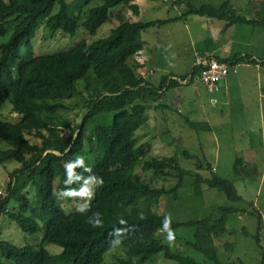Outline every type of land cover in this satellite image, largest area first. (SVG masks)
<instances>
[{
  "label": "trees",
  "instance_id": "1",
  "mask_svg": "<svg viewBox=\"0 0 264 264\" xmlns=\"http://www.w3.org/2000/svg\"><path fill=\"white\" fill-rule=\"evenodd\" d=\"M93 1L84 0L85 9H78L67 0H0V37L7 34L9 25L15 24L9 40L0 43V163L19 164L10 173L8 195L0 196V228L3 214L32 235L43 229L41 221L45 225V242L62 248L52 254L46 243L20 246L2 239L0 231V252L5 260H0V264H105L107 253L114 249H121L124 255H117L108 264H151L159 254L178 264H225L218 257L215 238L226 232L229 215L240 213L241 209L220 206L218 218L175 220L160 214L155 209L161 197L173 194L178 199L183 179L192 172L181 166L177 155L154 156L150 141L141 142L136 137L142 121L153 109L168 107L156 105L165 89L182 83L179 77H172L169 82L168 76H163L159 86H155L139 72L140 64L135 59L145 47L143 32L174 19L131 21L121 9L116 13L117 26L98 42L83 41L66 51L33 55L32 40L45 15H49L45 25L49 30L75 35L81 26L89 31L100 28L117 6L139 12L133 0H101V4L92 7ZM175 3H185L182 16L219 18L227 20L228 25L264 24L240 15L231 8L229 0L220 6H198L191 0ZM55 4L58 9L53 13ZM23 45L31 52L27 56L21 51ZM194 71L199 72L200 68ZM80 80L84 81V92L79 90ZM85 91L90 96L86 97L82 120L71 125L62 111L68 109L69 100L82 97ZM7 106L19 115L17 119L4 118L3 109ZM90 121L97 126L99 138L108 149V154L97 157L95 162L84 161L81 156L85 140L93 142L92 135L86 133ZM67 127L68 136L63 134ZM27 132L40 137L42 144H33ZM243 163V158L238 159L236 173L255 177L256 165L252 171L247 166L242 168ZM147 171L155 180L173 176L176 171L181 180L169 190L156 185L154 178L148 179ZM57 178L63 188L56 186ZM86 179L94 184L92 199L81 210L67 211L57 191L71 201L74 190L87 187ZM203 184L224 192L232 202L241 200L234 184L214 172L207 178L196 174L193 185L198 196L202 195ZM30 189L34 190V199L28 196ZM12 200L17 210L9 211ZM255 211L259 219L256 239L263 247L264 219L259 209ZM180 229H189L192 235L174 237ZM178 239L205 254L207 261L174 250Z\"/></svg>",
  "mask_w": 264,
  "mask_h": 264
},
{
  "label": "rangeland",
  "instance_id": "2",
  "mask_svg": "<svg viewBox=\"0 0 264 264\" xmlns=\"http://www.w3.org/2000/svg\"><path fill=\"white\" fill-rule=\"evenodd\" d=\"M78 9H85L84 0H67ZM134 1V0H133ZM152 8H146L140 16L133 14L128 7L117 6L111 10L110 19L95 31H89L81 26L75 35L64 34L61 31H51L46 25L49 15L43 16L36 27V36L32 40L33 55H42L66 51L75 44L86 41L87 43L98 42L102 38L111 34L117 26L118 20L116 13L122 9L126 11L127 17L131 21L150 22L154 20H166L181 16L186 10L185 3H175L176 0L164 1L147 0ZM194 4H212L220 6L223 0H191ZM234 2H244V0H231ZM205 2V3H204ZM101 0L91 3L92 7L101 4ZM133 3V2H132ZM198 5V6H199ZM154 6V7H153ZM58 4H55L52 12H56ZM246 11V10H245ZM242 13V12H241ZM246 12H243V14ZM186 16H181L177 20H171L168 24L151 27L143 32L144 40L151 43V53H155L154 59L157 70L153 73V84L159 86L161 77L168 76L169 82L172 74L180 78L190 75L191 62L194 59V50L191 47V39L187 30L184 28ZM15 24L8 26L6 35L0 37V43L9 40ZM23 55L31 53L27 45L21 49ZM81 54H85L81 51ZM138 54V53H137ZM135 59L137 60V55ZM153 59V61H154ZM139 61V60H138ZM152 61V62H153ZM148 63L149 68H153V63ZM159 69V70H158ZM92 73V69H91ZM176 77V78H178ZM148 78L149 81L152 80ZM159 79V81H158ZM264 80V78H263ZM255 80L250 81V85L255 86ZM180 85L166 88L163 95L156 105H168L153 109L142 121L141 128L137 131L136 137L141 142L150 141L152 154L158 158L171 157L177 155L181 166L192 172L191 175L183 179V185L179 189L178 199L173 194H165L161 197L160 203L155 210L160 214L171 219H199L206 217H220V206L228 205L241 209L240 213L229 215L227 230L225 233L215 238L217 254L219 259L225 264H264V227L261 230L262 246L256 239L259 233V209L264 219V119L260 103L254 98L247 103L251 109H239L238 102L234 101L239 92L234 91L232 107H224L213 99L208 85L204 83H191L197 85ZM224 84V80L220 81ZM81 92H84V81L78 82ZM168 87V86H167ZM248 88V89H249ZM238 90V89H236ZM183 94H188V100L183 99L187 106L175 104L174 97L182 99ZM90 94L85 91L84 95L76 96L68 101L69 107L62 111V115L73 125L74 121H81L86 110L87 98ZM250 98V97H249ZM251 99V98H250ZM188 101V102H187ZM10 106L3 109V116L6 119H17L19 115L12 113ZM87 135H92L93 142L85 140L84 149L81 152L84 161L95 162L97 157L104 158L108 154L106 145L102 144L99 138V130L94 122H89L86 127ZM64 135L70 134V128L64 129ZM28 139L35 145H41L42 139L30 132H27ZM187 152L190 156H187ZM243 158L245 163L242 168L247 166V170H255V177H244L236 173L238 159ZM202 165V167L200 166ZM15 161H9L2 165L0 163V196L8 195L7 186L10 181V173L18 167ZM212 167V169H211ZM214 174L232 182L241 196V200L232 202L227 195L217 188H210L203 184L202 195L198 196L194 188L196 174L202 177H212ZM145 174L148 179H153L152 172ZM173 176H164L154 181L158 186H165L171 190L180 183L178 172L174 171ZM195 173V174H194ZM258 174V175H257ZM147 179V178H146ZM85 189L74 190L73 198L68 201L63 193L57 191L58 199L67 211L73 208L81 210L92 199L94 194V184L86 179ZM56 186L63 188L60 178L56 180ZM56 187V188H57ZM63 194V195H62ZM28 196L34 199V190L30 189ZM9 211L17 210L16 203L12 200L8 206ZM194 216H192V213ZM43 229L32 235L22 230V228L9 218L8 215L1 216V237L17 245L26 243L42 244L44 240L45 225L39 221ZM192 235L189 229H180L174 233V237L182 236L189 238ZM175 242L174 250H180L186 255L206 262L205 254L197 251L192 246L187 245L182 239ZM46 248L52 253L61 252L62 248L55 244H45ZM124 255L120 249H114L107 253L105 264L116 260L117 255ZM0 260L5 262L0 252ZM151 264H178L177 261L167 259L163 254H159L157 259Z\"/></svg>",
  "mask_w": 264,
  "mask_h": 264
},
{
  "label": "crops",
  "instance_id": "3",
  "mask_svg": "<svg viewBox=\"0 0 264 264\" xmlns=\"http://www.w3.org/2000/svg\"><path fill=\"white\" fill-rule=\"evenodd\" d=\"M229 1L231 8L238 11L240 15L250 20H259L264 23V0H244V2ZM147 2V0H134L133 4L137 5L139 12L133 14L138 17L146 8H152ZM200 4H203V2ZM243 12L246 13L243 14ZM181 16L173 17V21ZM184 20V28L190 35L191 47L195 51L189 73L193 72L196 68V57L199 54L210 55L219 60L223 59L224 61L230 62L231 70L229 75L223 79L224 84L221 85L219 83L218 87L214 90L208 88L210 93L213 94V99L216 102L219 101L224 107H232L233 102L236 101L238 102L237 106L241 110L251 109L247 103L252 101L253 98L255 100L257 99L256 101L260 103V108L263 111L262 116L264 119V24L263 26H254L249 23L238 22L228 25L229 22L227 20L198 14L187 15ZM165 24H168V22L160 24L159 26ZM144 41L145 47L137 54L136 61L139 60V72L148 80L149 77H153L152 74L157 70L156 63L158 61L154 59L155 53H151V43L147 40ZM149 62H152L154 66L153 68L147 69L149 68L147 67ZM172 76L178 77L174 74ZM161 79L160 81L158 79L159 84ZM154 80L152 78L151 82L153 83ZM254 80L256 82V84L254 83L255 86L250 85L251 87L249 88L250 81ZM183 85L197 84L190 83ZM234 91L239 92L240 95L235 96L233 101L232 94ZM187 95L183 94L182 99L180 97H174L173 102L179 106L182 105L187 110L186 107L190 106V104L187 103L186 106L183 102L184 98L188 100Z\"/></svg>",
  "mask_w": 264,
  "mask_h": 264
},
{
  "label": "built area",
  "instance_id": "4",
  "mask_svg": "<svg viewBox=\"0 0 264 264\" xmlns=\"http://www.w3.org/2000/svg\"><path fill=\"white\" fill-rule=\"evenodd\" d=\"M196 67L199 72H191L186 79H178L184 84L204 83L214 90L218 87L221 80L225 79L231 70V64L221 61L210 55H197Z\"/></svg>",
  "mask_w": 264,
  "mask_h": 264
}]
</instances>
